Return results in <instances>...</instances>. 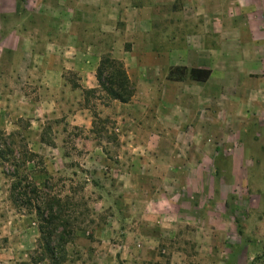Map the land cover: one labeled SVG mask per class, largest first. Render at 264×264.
Instances as JSON below:
<instances>
[{"label": "rangeland", "instance_id": "rangeland-1", "mask_svg": "<svg viewBox=\"0 0 264 264\" xmlns=\"http://www.w3.org/2000/svg\"><path fill=\"white\" fill-rule=\"evenodd\" d=\"M16 1L0 0V96L14 91L11 114L23 115L11 126L0 121V131L19 133L37 155L26 176L42 198L73 197L67 212L85 231L76 230L62 264H264V0H129L152 5L153 18L145 39L131 28L128 59L152 63L154 52L172 63L202 62L209 80L176 82L187 84L182 89L161 82L163 93L153 98L136 96L131 73L134 96L121 113L122 128L113 112L95 117L91 131L48 119L49 147L37 144L41 124H34L35 137L28 129L42 119L34 110L40 91L24 80L47 62L25 39L40 36V27H67L70 18L88 27L107 23L112 4L82 14L71 9L76 0ZM98 41L115 50L113 35ZM65 78L77 84L73 73ZM88 100L95 113L112 102L101 94ZM11 173L0 162V264H33L37 222L10 199Z\"/></svg>", "mask_w": 264, "mask_h": 264}, {"label": "crops", "instance_id": "crops-1", "mask_svg": "<svg viewBox=\"0 0 264 264\" xmlns=\"http://www.w3.org/2000/svg\"><path fill=\"white\" fill-rule=\"evenodd\" d=\"M37 1V0H36ZM46 3H60L63 5V0H57L56 2H50V0H42ZM103 1H107L112 6H109L110 18L109 21L100 22L96 24L95 27H88L82 21H73L70 18L69 26L67 27H40L35 30V33L40 36L26 38V41L32 43L33 48L31 53L34 56H40L44 58L47 63L42 64L41 70L36 73L35 78H29L24 80L28 83H39L38 91H40V96L36 104V112L38 117L42 118L41 121L36 119V121H30V131H32V137H35L34 124L38 123L42 127L40 130L36 131L37 144L41 146H54V144L42 143V133L45 130V123L48 119H59L64 120V122L83 129L85 131L92 130V121L95 117H101L105 115H111L112 112L116 114L122 125L124 118L121 115L122 111L125 109V104H121L117 101H112L110 105L103 106L99 105V110L93 111L90 108L89 100L91 96H97L100 93L99 86L96 80V69L99 65L100 59L104 54L109 53L111 57L115 60L120 61L126 74L130 76L131 73L136 74L138 77V86L136 90V96L141 95V93L149 92L153 98H160L163 91L158 84L165 82V87L171 88L170 85L180 87L181 89L185 87L180 86L182 83H176L169 81L167 75L170 68L173 67H188L187 69H203L209 70L208 67L202 64L188 65L186 63H172L171 60L162 59L158 53L152 52L153 50L148 49L147 52H152L154 59L153 62H147L145 58L135 55L136 58L128 59V53L125 49L128 43V35L132 33L131 28L133 27L137 34L145 39V37L150 33L152 29V5H142L141 7H136L127 4L129 0H76L73 2L72 11H79V13H96L100 8H103ZM91 6H86L84 4ZM61 18V16H60ZM131 31V32H130ZM22 33H24L22 31ZM29 33V32H25ZM15 36L13 37L19 41L21 37L17 35V32H12ZM106 34L113 35L116 47L115 50L109 49L108 51L102 42L98 41L99 36H104ZM50 36V37H49ZM95 36L94 42H87L86 39ZM66 38L69 40H66ZM143 40V39H142ZM2 50L14 49L10 46H2ZM50 50V54L47 51ZM147 50V49H145ZM149 54V53H148ZM44 63V62H42ZM73 73L76 77V83L73 84L70 81H66L65 74ZM34 73L28 72V75H33ZM142 81V82H141ZM187 81L189 83H198L191 80ZM141 82V83H140ZM148 82V83H145ZM180 84V85H179ZM202 84V83H198ZM147 87V88H146ZM96 91L94 94H86L84 92ZM14 92V91H13ZM12 90L9 95L5 97L0 96V121L5 122L8 126L12 125L13 117L21 118L23 114H18L13 110H16L17 97L13 96ZM73 97L77 98L78 104L72 107L70 99ZM25 101L26 106H30L31 101L27 96L22 97ZM20 100V98H19ZM98 102V98L94 99ZM33 107V106H32ZM71 111V113H70ZM4 113V114H3ZM19 115V116H18ZM44 139V136H43ZM90 141V139H89ZM88 145V142H87ZM33 153V152H32Z\"/></svg>", "mask_w": 264, "mask_h": 264}, {"label": "trees", "instance_id": "trees-1", "mask_svg": "<svg viewBox=\"0 0 264 264\" xmlns=\"http://www.w3.org/2000/svg\"><path fill=\"white\" fill-rule=\"evenodd\" d=\"M17 6L25 0H17ZM211 76L210 70L187 69L186 67H173L169 69L167 79L172 82L191 80L205 83ZM96 80L100 92L110 101L127 104L134 96V91L127 77L123 64L108 54L103 55L96 69ZM94 94L96 91L84 92ZM42 133V143H45ZM20 141L14 143L16 137ZM11 146V147H10ZM12 148L17 156H13ZM37 155L32 153L19 133H5L0 131V162L9 165L12 173L8 175L11 180L10 199L14 205L27 208L35 215L39 239L37 242L38 256L31 257L33 264L48 261L51 264H62L67 257L66 246L74 239L76 230L85 231L76 226V218L68 213V206H74L73 197L54 196L42 198L36 185L26 176L28 166H35ZM21 170H24L21 173ZM22 205V206H21ZM76 212V211H75ZM117 264H123L118 260Z\"/></svg>", "mask_w": 264, "mask_h": 264}]
</instances>
